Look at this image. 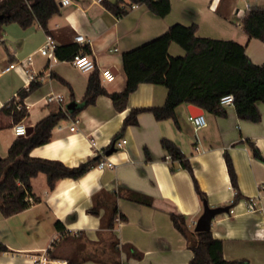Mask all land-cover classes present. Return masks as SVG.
<instances>
[{"label":"crops","instance_id":"crops-1","mask_svg":"<svg viewBox=\"0 0 264 264\" xmlns=\"http://www.w3.org/2000/svg\"><path fill=\"white\" fill-rule=\"evenodd\" d=\"M59 2V12L47 23L50 33L37 23L26 28L9 23L0 31V68L30 56L33 79L41 82L23 100L29 105L28 115L20 121L26 127L72 102L80 103L92 72L40 54L47 35L62 45L76 42L74 36L82 34L96 69L109 68L115 75L111 82L102 83L109 92L125 87L122 54L174 23L195 24L199 37L234 40L244 45L253 63H264V40L249 38L241 26L245 14L252 7L263 8L264 0H169L170 10L164 17L143 4L116 17L100 0ZM168 53L178 56L184 50L171 42ZM31 80L20 65L2 74L0 108ZM49 94L60 98L46 102ZM166 94L163 85L140 83L122 111L115 110L107 95H99L93 104L61 119L52 128L50 140L33 147L29 155L59 160L69 167L100 157L131 108L162 105ZM256 104L261 112L258 122L237 117L230 104L223 107L224 115L201 109L205 119L201 127L190 120L189 103L176 107L177 124L171 118L156 120L151 112H140L138 124L127 126L119 137L127 142L105 155L114 167L100 169L95 162L78 178L62 177L52 188L46 175L38 173L31 179V188L39 200L30 198L31 204L12 216L0 214V241L8 248L0 253V264H189L188 244L194 236L187 240L174 227L170 214L184 215L187 230L195 232L203 200L189 172L168 158L162 138L174 142L188 158L207 203L233 210L216 215L210 224L212 236L222 240L223 257L235 264H264V161L251 151L253 144L264 157V104ZM13 125L11 117L0 112V157L6 156L17 136ZM71 125L74 130L69 129ZM225 153L232 161L237 188L231 184ZM130 191L148 198L150 204L129 199ZM250 198L255 199L254 210L247 207ZM113 204L120 218L109 227Z\"/></svg>","mask_w":264,"mask_h":264},{"label":"trees","instance_id":"trees-1","mask_svg":"<svg viewBox=\"0 0 264 264\" xmlns=\"http://www.w3.org/2000/svg\"><path fill=\"white\" fill-rule=\"evenodd\" d=\"M59 0H0V31L9 23H16L26 28L37 23L46 33L48 20L60 10ZM102 6L116 17L127 14L137 4L145 5L155 15L164 17L170 10L169 0H100ZM241 26L249 38L264 40V7H252L242 18ZM196 25L174 23L165 32L122 54V66L126 76L125 87L121 91L109 92L101 83L98 70L92 71L86 82L84 96L73 108L58 109L39 119L28 134L17 135L8 147L5 157H0V214L12 216L25 210L32 202H37L31 188V179L38 173H44L47 185L52 188L62 177L78 178L99 159V155L77 166L69 167L54 159L32 157L29 151L47 143L51 138L52 128L67 114L75 115L82 108L95 102L97 96L107 95L117 111L126 107L128 96L140 83L163 85L167 89L162 105L134 107L126 114L120 131L114 135L110 147L119 139L123 130L130 125H137L140 112H151L156 120L171 118L177 124L175 109L181 103H189L208 112L224 115L220 98L233 95V107L237 117L251 122H258L261 112L257 102L264 104V63L255 64L245 53L244 45L230 39L199 37L195 35ZM171 42L178 44L183 55L172 56L168 53ZM77 53L90 54L88 43L70 42L56 45L54 55L58 60L70 61ZM41 82L32 79L27 88L18 90L17 95L9 99L0 112L11 117L16 124L28 115L23 100L39 88ZM161 146L172 160L178 161L192 177L194 189L201 200L205 193L200 189L193 174L191 164L181 149L167 138L161 139ZM253 156L264 161L258 148L251 144ZM230 181L237 188L236 173L228 154H224ZM127 197L141 203L150 204L148 198L136 192H128ZM107 225L112 227L117 208L112 205ZM174 227L188 240L193 234L194 241L188 244L192 251L189 264H235L234 260L223 257V243L213 237L210 230H187L185 217L171 213ZM57 229L61 224L55 223ZM7 246L0 241V253L7 251Z\"/></svg>","mask_w":264,"mask_h":264},{"label":"built area","instance_id":"built-area-1","mask_svg":"<svg viewBox=\"0 0 264 264\" xmlns=\"http://www.w3.org/2000/svg\"><path fill=\"white\" fill-rule=\"evenodd\" d=\"M68 0H62V3L65 4ZM74 40L80 44L87 43V39L82 34H77L74 36ZM89 44V43H88ZM56 47V43L54 39L47 35L45 38V42L42 44V46L38 49L40 54L48 57L50 60H56V57L54 55V49ZM71 63L78 68L81 71H94L96 69V65L94 60L91 58L90 54L85 53H77L75 54L72 59L70 60ZM17 65H20V67L24 70L25 73L29 76L30 79L34 78V72L31 68L32 65V58L30 56H27L24 59H21L18 62H11L5 65L4 67L0 68V76L6 72H9L10 70L14 69ZM98 74L100 77L101 83L111 82L115 75L109 68H104L98 70ZM60 98V95H54L49 94L45 97L46 102H51L53 100H57ZM24 107L27 109L28 104L27 102H23ZM233 103V95L227 94L220 98V106L224 107L226 105H230ZM190 120L196 127H201L205 123L204 116L202 114L197 115H191ZM75 126L71 125L69 127L70 130H74ZM13 129L15 132V135H24L26 133V126L22 122H18L13 125ZM126 139L119 138L114 141L113 147L115 148H121L125 143ZM170 158V156H168ZM96 167L102 169L104 167H114V163L110 160H108L103 152H101L99 159L96 161L95 164ZM247 207L249 210H254L255 207V199L250 198L247 200ZM229 213H232L233 210L229 208ZM45 259H42L41 262L43 263Z\"/></svg>","mask_w":264,"mask_h":264},{"label":"water","instance_id":"water-1","mask_svg":"<svg viewBox=\"0 0 264 264\" xmlns=\"http://www.w3.org/2000/svg\"><path fill=\"white\" fill-rule=\"evenodd\" d=\"M61 5V3H59ZM76 105V103L72 102L67 105L68 108H73ZM190 112H192V115H197L201 113V109L194 106L190 105L189 106ZM194 112V113H193ZM31 130V127H26V134H28ZM113 151H115V148L113 147V144L105 151V155L111 154ZM203 211L201 215L197 218L195 221L194 225V230L195 231H207L210 230V224L211 220L218 214L228 212L229 211V206H210L207 203V200H203Z\"/></svg>","mask_w":264,"mask_h":264}]
</instances>
